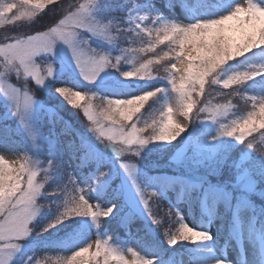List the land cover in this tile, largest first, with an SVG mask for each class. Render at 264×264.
<instances>
[{"label": "snow or ice", "instance_id": "obj_1", "mask_svg": "<svg viewBox=\"0 0 264 264\" xmlns=\"http://www.w3.org/2000/svg\"><path fill=\"white\" fill-rule=\"evenodd\" d=\"M109 7L103 0H86L68 4L64 0H0V25L27 22L29 31L5 35L0 40V94L14 104L26 134L36 140L23 112L36 101V90L48 87L61 105L66 104L86 119V131H79L64 119L59 109L50 112L52 128L44 134L38 151L22 152L10 160L0 152V264L22 248L33 235L42 236L61 227L73 229L90 218L96 228L121 209L109 197L118 195V182L110 178L111 160L129 176L135 172V158L140 148L152 142L171 143L197 120L218 123L212 140L234 138L258 152L255 133L264 138V95L241 93L250 80L264 77V65L249 71L226 72L230 62L254 50L264 51V5L256 0H239L223 15L183 24L154 13L124 18H104ZM93 41L98 46H93ZM127 41L122 55H113L99 45H116ZM141 42V47L131 45ZM166 45L167 51L157 52ZM71 56L78 82H64L58 74L57 49ZM145 58L137 62L136 54ZM151 54V55H149ZM132 65L121 71V62ZM138 63V66H137ZM160 65L164 75L155 68ZM109 70L119 74L120 83L145 90L130 95H102L83 85H95ZM13 80L18 83H13ZM162 80L166 86L147 88L139 82ZM230 90L228 95L251 103L245 115L236 116L234 105L212 104L201 100L206 86ZM165 92L175 94L174 106L164 103L156 118L140 123V114ZM202 105V106H201ZM232 117V118H230ZM35 147V145H34ZM109 150L114 156H109ZM50 182L52 184L50 185ZM148 219L164 234L169 245L212 239L185 222L179 209L166 202L157 191L141 188L132 179ZM90 193H96L95 199ZM186 195H190L187 193ZM49 196H60L53 204L54 218L39 226L37 217ZM159 202L167 208L154 210ZM43 206V207H42ZM125 253L107 239H95L69 256L37 257L32 264H154L133 248ZM27 264V262H26ZM221 264V262H218Z\"/></svg>", "mask_w": 264, "mask_h": 264}, {"label": "rangeland", "instance_id": "obj_2", "mask_svg": "<svg viewBox=\"0 0 264 264\" xmlns=\"http://www.w3.org/2000/svg\"><path fill=\"white\" fill-rule=\"evenodd\" d=\"M84 2L86 0L80 3ZM103 2L109 5L104 12V18L106 19L123 17L125 23H127L130 16L148 14L149 19L144 23L150 24L152 14L159 13L163 19L189 24L198 19H211L223 15L233 8L236 3H239V0H103ZM256 2L264 5V0H256ZM121 43L123 44L122 47L128 46L127 41L118 42L112 46H99L104 47L113 55H122ZM140 45L141 42L138 41L131 46L138 48L137 46ZM93 46H98L96 41H93ZM248 54L237 61L230 62L226 66V72L249 71L253 67L259 68L264 65V51L254 50ZM56 63L58 74L64 79V82H78L71 56L66 49L62 47L57 49ZM119 67L121 71H128L132 65L122 61ZM120 79L118 73L109 70L95 85L88 86L83 85L82 82L80 83L81 86L90 87L93 91H97L102 95H129L113 90L115 84H121ZM159 82L164 83L162 86H166L164 81L159 80ZM13 83L18 82L13 80ZM42 89L45 90L46 95H49L52 101H46L37 96L36 93L35 103L29 110L22 113L27 126L36 133L35 141L27 136L20 117L14 114V104L0 94V152L9 155L7 158L10 160L16 159V155L22 152H28L29 155H32L38 151V146L43 140L44 134L52 128L49 115L50 112L57 110L52 102H56L62 108L65 107L54 97L50 88L45 87ZM258 95L264 94L259 92ZM168 100L173 103L175 113V94L169 97L168 93L165 92L162 100H158L150 108L146 107L140 114V123L150 122L151 119L156 118L164 103ZM248 110L241 114L236 112L234 114L236 116L245 115ZM70 113L75 116L74 111ZM60 114L64 119L70 118L66 114L64 115L61 112ZM174 118L182 119L178 113H175ZM69 121L79 123L77 126L75 125L79 131H86L87 121L83 115L76 117V119L71 118ZM218 128V123L200 121L195 127H190L188 134L184 132L175 140L178 143L171 152L172 162L169 163V168L172 167L171 171L167 170L157 174L147 173L142 168L140 161L135 158V172L133 177L129 178L128 174L116 164L115 159H112L110 178H114L118 182V195L109 197V202L115 200L121 211L107 218L109 221L103 232L101 230L95 231L96 227L90 219V226L93 227L90 232L86 234L79 233L75 237L67 235L61 242L62 249H57L58 251L53 253L46 251L42 254L39 247L53 245V241L42 239L45 238L46 233L42 236L33 235L23 242L19 251L13 252L10 257L6 258V264H26V262L32 264L28 257H32L34 260L45 255L66 257L79 247L85 246L95 239L109 240L113 247L125 253L126 258L130 260L133 257L130 253H127V250L131 247L145 258L152 259L154 264H159L157 259L160 257L162 250L156 249V246L149 245L144 240L147 232L150 234L155 233L156 227L144 212L132 179H135L136 184L140 185L141 188L157 191L168 200V203L175 205L181 212L185 222L190 226L211 234L212 239L209 241L177 243L176 245L181 244L185 247L179 254V264H218V262H221V264H264V207L254 205L245 195H239L237 199L233 196V190L238 186L248 190L255 187L256 181L252 176L244 175L248 167L245 166L244 174L237 178V181L240 180L237 186L229 185L228 182L213 184L203 174L200 177L203 182L198 183L196 177L190 175L193 168L201 171L205 170L206 172H219L225 167L226 161L232 157L237 158L235 164L240 166V162L249 157V151H239L238 156H235L233 151L240 142L234 138L221 137L212 140L211 137L216 135ZM171 143L157 141L146 146L136 147L140 148L139 156L148 160V151L167 148ZM109 156H114L110 150ZM182 169L184 170L180 173ZM260 175L264 180V166L260 169ZM203 188L204 192L202 191ZM187 193H190V195H186ZM162 210L164 208H159V211ZM129 213L132 217L127 230L129 236L127 239L123 235H119L120 222L117 218L122 214ZM222 238L223 240L220 241L219 239ZM163 244L173 246L164 240ZM166 262L171 263L173 260H167Z\"/></svg>", "mask_w": 264, "mask_h": 264}, {"label": "trees", "instance_id": "obj_3", "mask_svg": "<svg viewBox=\"0 0 264 264\" xmlns=\"http://www.w3.org/2000/svg\"><path fill=\"white\" fill-rule=\"evenodd\" d=\"M84 0H64V6L67 7L68 4H76V3H80ZM29 31V28L27 26V22H21L18 23L16 25H0V40L3 39V37L5 35H18L21 34L23 32H27ZM138 48L141 47L137 46ZM137 48V49H138ZM161 50L163 51H167V47L166 45H160L157 47V52H161ZM252 53V52H250ZM151 55V54H149ZM250 55V54H248ZM145 54L143 53H138L136 54V60L137 62H141L144 59ZM243 58V57H242ZM138 64V63H137ZM156 69L159 70V74L161 76L164 75L163 72V68L160 65H156L155 66ZM139 85H145L147 88H152V87H160L162 85H164V83L159 82V80L157 81H151L149 83H145V82H139ZM145 90V87L142 86H131L128 84H115V88H113V90H115L116 92H122L125 94H135L138 93L142 90ZM230 90H224L219 86L216 85H209L206 86V93L205 96L201 98V100H206V101H211L212 104H227L229 102H231L232 105H234V107L232 108V112L233 113H243L246 112V110H248L249 108H251V103L250 102H246L244 99H240L238 97L232 96V95H228V92ZM241 93H247L249 95H258L259 92H262L264 94V77L261 76H257L254 80H250L243 88L240 89ZM37 96L42 97L43 99L50 100L49 95H46L45 90L41 89H37L36 90ZM51 93V92H50ZM164 97L161 96L160 98H158V100H162ZM157 100V101H158ZM52 101V100H50ZM157 101H154L152 104H150L148 106V108H150L153 104H156ZM54 106L57 107V109H59V111L62 114H66L67 116H69L70 118H67L68 120H70L71 118H75L76 116H74L73 114H71L70 112L74 111V109H71L69 106H67L66 104H64L65 107H61L59 104L57 105L56 102H52ZM202 106V105H201ZM61 107V108H60ZM147 107V106H146ZM146 109V108H145ZM144 109V110H145ZM82 116V114L79 115V117ZM74 124V126L78 125L79 123H75L72 122ZM200 123V120L194 121L191 126H196ZM189 127V129H190ZM47 128V126H46ZM187 129L185 131V134H188V130ZM255 144H256V149L258 152H264V138L260 137V135L258 133H255ZM178 141H175L173 143L170 144L169 147L167 148H159V149H153L148 151V160H146V158L144 157H136L137 161H140V164L142 166V168H144V171L147 173H162L164 171H171V169L169 168V163L172 162L171 157V152L172 150L177 146ZM239 151H249V157H247L244 161L242 160L240 162V166H238L237 164H235L237 162V158H230L228 161H226L225 163V167L219 171V172H206L205 170L201 171L198 169H191L190 175L191 177L197 176L199 175V177L203 175H206V177H208L209 181H211L213 184L216 183H229V185L232 186H237L238 182H240V180L237 181V178H239L240 175L244 174V170L245 166L248 167V170L246 171V173L244 174L246 175H251L252 178L256 181V184H254V188L253 189H244L242 187H239L233 190V196L237 199L239 198V195H245L246 197H248V199L256 206H262L264 207V180L262 178V176L260 175V169L264 166V156H261L260 154L256 153L254 150L249 149L246 147L245 144H239L235 151H233L235 153V156H238V152ZM234 156V154H233ZM258 167V168H257ZM184 169H182L180 171V173L183 172ZM175 173V172H174ZM198 180V183H201L203 181H201L202 179L196 178ZM191 180V179H190ZM188 180V181H190ZM200 181V182H199ZM52 184V182H50V185ZM204 187V186H203ZM204 192V188L202 190ZM90 197H92L93 199H95L96 197V193H90L89 194ZM60 200V196H49L46 200H42V203H47L49 205V207L47 208H42L40 211V214L37 217V231L39 230V226L43 223H46L47 221L51 220L52 218L55 217V215L57 214V207L53 204V201H56L57 203ZM166 200V199H165ZM166 202H168V200H166ZM154 205V203H153ZM152 205V206H153ZM155 210H159V208H164V210L160 211L161 213L166 212L165 210H167V208H165L163 205L159 204V202H156L154 207ZM131 214H122L121 216H119L117 219L120 222V232L119 235H123L125 238H129L128 234H127V230L129 227V222L131 220ZM90 218L88 219L87 223H82L81 226L73 228L71 230L66 229V228H59V229H55L52 230L50 233H46L44 236L45 238L42 239H49L51 241H53V245H42V247H39V250H41V254L43 252L46 251H51L56 252L58 251L57 249H62L61 246V242L64 240V237L69 235L70 237H75L76 235H78L79 233H83L86 234L88 232H90V229H93V227H91L90 222H89ZM108 219H106L103 224L101 225V227L99 228H95V231L97 230H101L102 232L106 229L107 223H108ZM156 227V226H155ZM147 235L144 236V240L149 244V245H154L156 246V249H160L162 250L161 254L159 255L160 257L157 259V263L159 264H179V259H180V252L182 250L185 249V247L183 245H174L172 247L170 246H166V245H162L163 240H165L164 234L160 231L159 228L156 227L155 233L150 234V233H146ZM43 236V237H44ZM220 241L223 240L219 239ZM219 241V242H220ZM45 243V242H44ZM57 244V245H56ZM169 260H173V262L171 263H167L166 261Z\"/></svg>", "mask_w": 264, "mask_h": 264}, {"label": "clouds", "instance_id": "obj_4", "mask_svg": "<svg viewBox=\"0 0 264 264\" xmlns=\"http://www.w3.org/2000/svg\"><path fill=\"white\" fill-rule=\"evenodd\" d=\"M43 207V206H42Z\"/></svg>", "mask_w": 264, "mask_h": 264}]
</instances>
